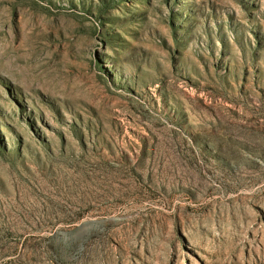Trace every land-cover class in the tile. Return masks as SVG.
<instances>
[{
    "label": "rangeland",
    "instance_id": "rangeland-1",
    "mask_svg": "<svg viewBox=\"0 0 264 264\" xmlns=\"http://www.w3.org/2000/svg\"><path fill=\"white\" fill-rule=\"evenodd\" d=\"M0 264H264V0H0Z\"/></svg>",
    "mask_w": 264,
    "mask_h": 264
}]
</instances>
